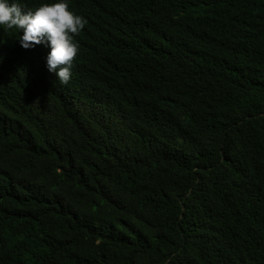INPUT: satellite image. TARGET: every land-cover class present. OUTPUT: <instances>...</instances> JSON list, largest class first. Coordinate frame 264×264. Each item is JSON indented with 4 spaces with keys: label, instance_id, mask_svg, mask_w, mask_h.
<instances>
[{
    "label": "trees",
    "instance_id": "trees-1",
    "mask_svg": "<svg viewBox=\"0 0 264 264\" xmlns=\"http://www.w3.org/2000/svg\"><path fill=\"white\" fill-rule=\"evenodd\" d=\"M69 1L66 84L0 27V264H264V0Z\"/></svg>",
    "mask_w": 264,
    "mask_h": 264
},
{
    "label": "clouds",
    "instance_id": "clouds-1",
    "mask_svg": "<svg viewBox=\"0 0 264 264\" xmlns=\"http://www.w3.org/2000/svg\"><path fill=\"white\" fill-rule=\"evenodd\" d=\"M71 5L69 0H41L30 9L18 0H0V27L5 32L17 30L23 48L46 44L45 67L61 84L69 81L72 61L78 52L73 37L86 23L80 11Z\"/></svg>",
    "mask_w": 264,
    "mask_h": 264
}]
</instances>
